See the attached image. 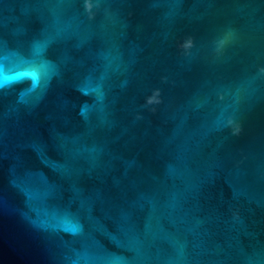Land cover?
<instances>
[{
	"label": "water",
	"instance_id": "water-1",
	"mask_svg": "<svg viewBox=\"0 0 264 264\" xmlns=\"http://www.w3.org/2000/svg\"><path fill=\"white\" fill-rule=\"evenodd\" d=\"M94 3L0 0V264H264V0Z\"/></svg>",
	"mask_w": 264,
	"mask_h": 264
},
{
	"label": "clouds",
	"instance_id": "clouds-1",
	"mask_svg": "<svg viewBox=\"0 0 264 264\" xmlns=\"http://www.w3.org/2000/svg\"><path fill=\"white\" fill-rule=\"evenodd\" d=\"M84 7H85V10L86 12L88 13L89 15V18H94L95 16V12H94V9L98 7V3H89L88 0H84ZM224 41H221V44H223ZM262 72H264V68L261 69ZM221 99H223V96L220 97ZM162 99L160 101V103H162ZM152 111H156V108H152ZM228 125L232 127L233 129V134L235 135H238L241 131H242V128H241V125L238 124L234 119H229L227 121ZM236 217L239 218V215L238 213L236 214Z\"/></svg>",
	"mask_w": 264,
	"mask_h": 264
},
{
	"label": "snow or ice",
	"instance_id": "snow-or-ice-1",
	"mask_svg": "<svg viewBox=\"0 0 264 264\" xmlns=\"http://www.w3.org/2000/svg\"><path fill=\"white\" fill-rule=\"evenodd\" d=\"M93 3H94V0H93Z\"/></svg>",
	"mask_w": 264,
	"mask_h": 264
}]
</instances>
